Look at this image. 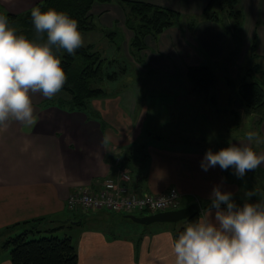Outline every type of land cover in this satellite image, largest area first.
Listing matches in <instances>:
<instances>
[{
	"label": "crops",
	"instance_id": "crops-1",
	"mask_svg": "<svg viewBox=\"0 0 264 264\" xmlns=\"http://www.w3.org/2000/svg\"><path fill=\"white\" fill-rule=\"evenodd\" d=\"M44 1L0 0V10L19 15ZM130 1L170 9L190 20L156 38L148 37L141 56L143 65H137V73L148 75L137 79L139 95L144 89L139 87L142 80L150 78L168 81L174 89L166 91L167 99H154V104L170 115L187 108L207 114L208 96L193 88L189 68L207 66L215 71L224 64L230 66L232 74L236 70L233 75L237 76V65L253 49L256 57L264 58V0H239L246 14L242 44L228 35L222 21L217 24L203 16L210 0ZM92 15L97 27L92 32L119 29L129 49L133 34L125 26L126 11L117 0L97 3ZM132 90L126 87L93 100L90 115L89 109L71 112L52 103L53 98L33 95L37 123L26 127L13 122L0 131V234L28 221L71 222L67 218L72 212L67 209L69 197L81 188H97L107 179H117L123 160L134 190L161 194L177 188L183 195L182 206L201 205L200 218L208 209L204 207L211 204L209 196L214 186L231 192L238 206L245 202L248 192L259 197H249L247 202L260 203L258 199L264 198V164L241 179L231 167L222 170L217 165L204 171L201 161L207 150L215 153L229 144L250 143L258 154H264V119H257L252 129L259 134V143L248 142L245 134L231 140L214 134L216 139L210 141L204 130L179 128L173 118L167 122L151 120L152 101L144 100L139 108V98L131 99ZM195 94L199 95L194 101L190 96ZM210 101L219 104L216 96ZM221 142L224 146L219 145ZM76 213L86 214L82 221L71 224L70 237L78 249L79 264H174L172 242L186 225L184 221L179 228L169 225L172 223L142 225L129 219L128 214L104 211ZM0 264H12L10 255L1 257Z\"/></svg>",
	"mask_w": 264,
	"mask_h": 264
},
{
	"label": "clouds",
	"instance_id": "clouds-1",
	"mask_svg": "<svg viewBox=\"0 0 264 264\" xmlns=\"http://www.w3.org/2000/svg\"><path fill=\"white\" fill-rule=\"evenodd\" d=\"M31 22L33 39L18 34L9 18L0 14V131L13 122L26 127L37 123L33 95L39 93L46 99L58 95L68 79L60 54L75 55L84 45L78 21L64 11L33 7ZM258 135L245 133L248 142L259 143ZM261 164L264 154L243 143L229 144L215 153L207 150L201 168L231 167L242 179ZM254 195L245 193V202L238 206L231 192L214 186L211 206L173 239L174 264H264V202H247Z\"/></svg>",
	"mask_w": 264,
	"mask_h": 264
},
{
	"label": "trees",
	"instance_id": "trees-1",
	"mask_svg": "<svg viewBox=\"0 0 264 264\" xmlns=\"http://www.w3.org/2000/svg\"><path fill=\"white\" fill-rule=\"evenodd\" d=\"M113 0H45L37 6L41 10L55 8L64 11L78 21L82 34L97 30L93 21L92 11L97 3H112ZM126 11V28L133 34L129 46V54L135 64L142 66V51L145 49V42L148 37L156 38L166 30L181 23L182 15L176 11L162 8L150 3L117 0ZM36 6V7H37ZM9 23L16 26L18 34H25L29 39L35 36V30L31 22V10L14 15L5 13ZM203 16L214 22H226V31H237L240 27L239 17L242 11L239 9V0H210ZM233 23V24H231ZM231 24V25H229ZM121 35L118 42V50H122L126 39L121 31H112L109 35L112 41H117V34ZM61 64L67 74V82L61 92L56 95L52 103L58 104L61 108L71 112H86L93 100L103 99L110 96L107 90L109 82H116L119 73L106 72L108 66L114 64L119 58H105L104 55L95 51L92 46H82L76 50L75 55L67 52L61 54ZM264 76V71H263ZM188 79L201 94H208L218 83V75L207 66L191 67L188 71ZM231 83V82H230ZM238 100L243 108L255 114L259 121L264 119V78L252 82L241 83L238 87ZM125 160L120 165L125 169ZM211 206L206 205L207 209ZM200 218V214L186 221V225L176 234L184 231L189 223H194ZM41 220L25 222L22 225L36 223ZM82 221V220H80ZM20 226V225H16ZM62 225L59 227L61 228ZM50 230L52 236L46 237L42 234L35 235L34 231H26L7 240L3 247L10 248V259L12 264H79V254L76 245L71 237L60 238L53 233L59 229Z\"/></svg>",
	"mask_w": 264,
	"mask_h": 264
},
{
	"label": "rangeland",
	"instance_id": "rangeland-1",
	"mask_svg": "<svg viewBox=\"0 0 264 264\" xmlns=\"http://www.w3.org/2000/svg\"><path fill=\"white\" fill-rule=\"evenodd\" d=\"M240 5L239 9L241 11L243 10L242 16L238 18L240 21L239 28L241 30L233 31L229 30L228 28L229 32L227 33L230 37L239 39L242 44L244 41L242 36V29L246 24V14L244 9ZM188 19L189 18H182L181 23L182 21L184 23L190 21ZM226 22L231 21L223 20L222 24L225 27V24H227ZM118 30L119 29H114L112 31L117 32ZM112 31L108 30L105 32H89L82 34L84 37L83 46H93L95 51H99L103 55L105 54L104 57L108 59L119 57V59L114 64L108 66V68L106 69V72L119 73V78L116 82H109L108 86L106 85V88L110 93L120 92L126 87H133V97H131V99H135L137 101V99L139 98V108L141 107V104L144 100L149 99V101H152L150 102L152 110L149 114L151 120L158 121V119H160L162 122H167L170 118H173L178 123L179 128L183 127V129H185L186 127L190 128L194 126L195 128L198 127V130H204V132L207 134L208 139L213 138L215 134L217 138L222 135L225 136L227 140H231L234 137H241L246 132L252 131L253 127L256 125L258 117L253 113L247 112L243 108V106L238 103V98H240L238 94V87L241 83H244L245 81H260L264 78V58L256 57V55L254 54V49L252 50V54H250L248 57H246V59H244V62L237 65V76L233 75L236 73V70L232 74L230 66L227 67L226 65L221 64L220 67L214 68L215 71L218 72V83L210 91L209 94H206L208 96V102L205 106L207 114L205 113L200 115L197 111H191L190 108H187L183 110L182 113L178 112L172 113V115H170L169 111H162L163 107L156 106L154 104V99L158 101L164 98L167 99L168 97L166 95L168 93L166 91L174 89L171 87V85H168V81L157 79V77L150 78V80H142L139 87H144V89L141 95H139V92L137 90L138 86L136 84L137 79L145 78V76L148 77V75L139 74V72L137 73L136 70L139 71V69H137V64H135L136 62L133 61L132 57L128 52L129 49L127 47L126 42L124 43L122 50H118L117 44L119 41H121V35L116 33L117 41H112L109 35ZM158 77L161 78L160 76ZM148 86L151 89L147 88ZM152 89L156 92L154 93V95L150 96L149 94L153 91ZM170 93L171 95H173L172 92ZM198 95L199 94L192 95L190 96V98L195 101L198 98ZM215 96L219 100L218 105H214L210 101V99H213ZM154 108H156V111L154 110ZM90 113L91 110L89 109L88 114L90 115ZM181 114L182 116L180 117ZM215 139L216 138H213V140ZM210 141L212 140L210 139ZM219 145L224 146L222 142ZM253 186L259 187L258 184H253ZM254 197L258 198L259 195L255 193L252 198ZM258 202H264V198L258 199ZM85 216L86 214L83 215L82 213L78 214L76 212H71L69 213V216H67V218L69 217L71 219V222L69 220L64 223L54 222L53 220H43L36 223L20 225L12 229V232L10 231L2 233L0 234V258L6 255H10L11 249L5 248L3 247V245L7 240L12 238L13 236H16L26 231H34L36 233L35 235L42 234V236L49 237L52 236V234L49 233L50 230H55L57 227L59 228L62 225V227L56 230L53 235L60 238L70 237L72 236L71 231L73 229L71 228L73 227L72 225L74 224V222L84 218ZM62 218V220H64L66 217L64 216ZM182 223L183 222L181 221L169 225H174V227L179 228L183 225ZM37 237L40 236L38 235Z\"/></svg>",
	"mask_w": 264,
	"mask_h": 264
},
{
	"label": "built area",
	"instance_id": "built-area-1",
	"mask_svg": "<svg viewBox=\"0 0 264 264\" xmlns=\"http://www.w3.org/2000/svg\"><path fill=\"white\" fill-rule=\"evenodd\" d=\"M131 174L122 169L117 179H107L97 188L84 187L71 195L67 209L72 212H110L117 214H154L178 210L183 195L177 188L161 194H141L131 186Z\"/></svg>",
	"mask_w": 264,
	"mask_h": 264
},
{
	"label": "water",
	"instance_id": "water-1",
	"mask_svg": "<svg viewBox=\"0 0 264 264\" xmlns=\"http://www.w3.org/2000/svg\"><path fill=\"white\" fill-rule=\"evenodd\" d=\"M201 212V205L199 203H193L178 210L159 212L146 216L129 215L128 218L135 223L142 225H152L155 223H177L193 218Z\"/></svg>",
	"mask_w": 264,
	"mask_h": 264
}]
</instances>
